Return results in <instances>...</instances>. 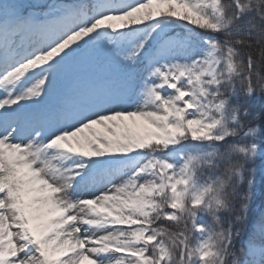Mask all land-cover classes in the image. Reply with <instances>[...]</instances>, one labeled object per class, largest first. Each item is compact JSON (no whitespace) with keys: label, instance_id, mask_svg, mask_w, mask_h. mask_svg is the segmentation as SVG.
Masks as SVG:
<instances>
[{"label":"snow or ice","instance_id":"1","mask_svg":"<svg viewBox=\"0 0 264 264\" xmlns=\"http://www.w3.org/2000/svg\"><path fill=\"white\" fill-rule=\"evenodd\" d=\"M35 7L0 0V264H264L245 176L264 105L232 103L257 95L237 45L264 43V0ZM230 137L249 142L222 153ZM221 159L225 176L202 183Z\"/></svg>","mask_w":264,"mask_h":264},{"label":"trees","instance_id":"2","mask_svg":"<svg viewBox=\"0 0 264 264\" xmlns=\"http://www.w3.org/2000/svg\"><path fill=\"white\" fill-rule=\"evenodd\" d=\"M75 0H31L33 6L42 5L44 7H35L34 10L42 11L46 9V6L52 3H65V2H74ZM86 3H92L93 0H83ZM144 2V0H141ZM232 0H222V3L230 4ZM257 28H264V22L260 20L259 17H256L255 20ZM147 25L133 26V27H146ZM130 29H125L128 31ZM245 33H247V28H245ZM238 39H243L245 43L243 45H237L239 52L241 53L244 59V68L245 73L247 74V61L249 56L253 61V72H252V82L256 87L257 95L251 99H244L241 93L239 99L233 98V104H239V106L244 108H250L253 112L259 111L261 105H264V92H262L257 84V80L264 78V43H257L256 33L252 37L244 36L238 37ZM235 85L238 91L241 90V84L239 80L235 81ZM249 141L239 139V138H227L224 142L218 143L217 147L223 153L226 152L228 147L232 144H242ZM208 150V149H205ZM171 152L172 150L169 149ZM239 157H234L233 159H238ZM217 166L213 169L204 168L200 171L199 176L201 182H206L209 179H215L216 177H224L228 161L226 159L218 160ZM264 175V156H257L254 160L249 162L246 165L245 176L246 178H255L256 184L252 189V199L250 203L249 216L253 223V226L258 230L259 220L262 214H264V183H261L260 177ZM240 191H247V184L243 183L239 186ZM231 191V189H228ZM198 223H204L206 225L212 224V218L208 215L201 214L197 220ZM160 226L167 227L173 233H179L180 231H185V234L189 237V244L193 247L198 245L202 237L199 232L195 231L191 227V223L188 224L187 230H185L184 225H177L175 222L161 221ZM180 252L175 250L174 260L179 261Z\"/></svg>","mask_w":264,"mask_h":264},{"label":"rangeland","instance_id":"3","mask_svg":"<svg viewBox=\"0 0 264 264\" xmlns=\"http://www.w3.org/2000/svg\"><path fill=\"white\" fill-rule=\"evenodd\" d=\"M21 3H24L26 5H33V3L31 2V0H20ZM84 2V1H83ZM129 2H136V0H129ZM38 71V69H37ZM157 155H163L165 157H170L171 156V152L168 151L167 153H157ZM176 160H178V157H176Z\"/></svg>","mask_w":264,"mask_h":264}]
</instances>
